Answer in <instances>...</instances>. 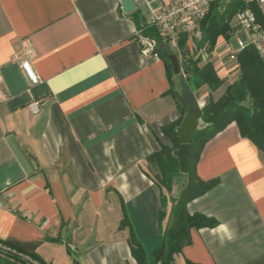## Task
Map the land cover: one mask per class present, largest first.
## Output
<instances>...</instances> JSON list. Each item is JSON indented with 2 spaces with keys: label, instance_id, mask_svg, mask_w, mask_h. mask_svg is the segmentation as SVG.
<instances>
[{
  "label": "crops",
  "instance_id": "1",
  "mask_svg": "<svg viewBox=\"0 0 264 264\" xmlns=\"http://www.w3.org/2000/svg\"><path fill=\"white\" fill-rule=\"evenodd\" d=\"M134 1L143 24L159 7ZM130 13L122 0H0V244L36 264H138L133 239L151 263L171 220L174 196L148 156L173 145L164 127L181 114L170 90L183 89L188 60L171 76ZM222 42L199 63L209 75L186 79L199 107L239 76ZM27 50L36 84L14 59ZM200 155L196 174L220 182L186 208L218 224L192 228L171 264H264V151L232 122Z\"/></svg>",
  "mask_w": 264,
  "mask_h": 264
},
{
  "label": "trees",
  "instance_id": "2",
  "mask_svg": "<svg viewBox=\"0 0 264 264\" xmlns=\"http://www.w3.org/2000/svg\"><path fill=\"white\" fill-rule=\"evenodd\" d=\"M222 1L217 0L214 2L207 16L200 22V28L205 37L204 41L209 47L207 49L209 52L215 49L220 36L229 39L239 29V27L231 26V18L238 10L247 6L242 0H227L222 8ZM251 7L254 9L258 21L264 23L263 14L257 5L251 4ZM130 14L144 34L156 37L162 45L168 44L163 41V36L160 35L157 28L147 23H142V18L137 10ZM189 37L190 35L187 32L180 33L178 37L180 51L187 52L186 43ZM202 47V44L196 46L198 50L197 57L187 59L188 65L184 67L185 72H187L186 79L193 77L205 79L209 75L207 72L212 69L209 63L205 67L199 66L202 59L200 55ZM158 52L167 62L166 65L169 67L170 75H175L171 61L168 58V55L173 52L161 49V47ZM235 62L239 70L238 78L225 88L226 91L220 98L214 99L211 96L207 104L202 107H199L196 103L195 86L193 87V84L189 83L191 82L190 80L187 82L183 78V89L180 92L173 89L170 90L181 114L175 124L164 127V131L172 138L173 145H163L160 150L150 154L148 159L156 164L159 170V175L155 178L156 182L165 188L171 196H174L170 212L171 220L162 230V244L153 248L151 252V263L142 244L135 239L132 240V253L138 264H171L176 254L182 252V247L191 243L192 237L190 233L192 228L200 229V227L205 226L213 228V226L218 224L214 217L207 216L201 212L191 214L186 208L189 201L204 194L220 182V177H214L211 180L202 179L196 174L194 168L201 157L200 154L204 147L212 138L230 123L236 122L241 135L252 140L261 151H264V59L255 44L249 43L238 51ZM194 107L200 108V115H198L199 126L191 142L188 155V171L184 173L178 155L180 142L177 139L175 129L181 124L189 110ZM183 175L186 176V179L182 182L179 192L175 191L176 180ZM167 206L168 200L164 196L163 209L160 211L161 220L167 215L164 210ZM32 257L40 259L37 255ZM186 261L187 264H199L190 260ZM0 264L36 263L28 256L18 252V250L0 244Z\"/></svg>",
  "mask_w": 264,
  "mask_h": 264
},
{
  "label": "built area",
  "instance_id": "3",
  "mask_svg": "<svg viewBox=\"0 0 264 264\" xmlns=\"http://www.w3.org/2000/svg\"><path fill=\"white\" fill-rule=\"evenodd\" d=\"M216 1L217 0H158L159 7L152 10L148 15L147 24L157 28L160 35L168 40L176 41L182 32H187L191 38H194L197 35V28L200 27V22L207 16L212 4ZM225 1L227 2V0ZM242 1L246 3L247 6L238 10L233 15L230 23L231 26L236 28L239 27V29L246 28L251 38L247 40L239 39V48H237V50L232 49V47L229 48V58L231 61L235 62L238 51L247 44L253 43L264 59V23L258 21L256 13L251 7V4L257 5L264 17V0ZM139 38L146 53L157 52L156 45L158 41L156 37L146 35L143 31H140ZM32 57L33 54L31 50H27L23 55H14V59L19 63L22 70L25 71L31 84H36L40 81V78L32 66ZM2 82L3 77L0 74V104L6 99L5 89L1 85ZM39 107L37 100L29 104V110L33 113H36Z\"/></svg>",
  "mask_w": 264,
  "mask_h": 264
},
{
  "label": "water",
  "instance_id": "4",
  "mask_svg": "<svg viewBox=\"0 0 264 264\" xmlns=\"http://www.w3.org/2000/svg\"><path fill=\"white\" fill-rule=\"evenodd\" d=\"M226 1L221 2L223 8ZM122 8L126 13L133 12L136 9V2L134 0H122ZM168 58L171 61L172 69L175 74L181 72L180 60L176 54H169ZM200 108H191L185 115L183 121L179 125L177 132V139L180 142L178 149V155L180 157L182 171L186 173L188 171V155L191 148V142L199 126Z\"/></svg>",
  "mask_w": 264,
  "mask_h": 264
},
{
  "label": "rangeland",
  "instance_id": "5",
  "mask_svg": "<svg viewBox=\"0 0 264 264\" xmlns=\"http://www.w3.org/2000/svg\"><path fill=\"white\" fill-rule=\"evenodd\" d=\"M233 17V16H232ZM232 19V18H231ZM200 27H198L197 28V35L193 38V42L192 41H190L189 43V48L190 47H192V48H194V49H196V46H198L199 44H202V49L200 50V55H201V57H206L207 58V55H206V49H208L209 47H207V44L205 43V41H204V34H203V32L201 31V28L199 29ZM225 38V41L226 42H222L221 44H223V45H226V47L224 48V52H227V51H229V48H231L232 47V49H234V50H237V48H239V39H243V40H247V39H250L251 38V35H250V33H249V31L246 29V28H241V29H237L230 37H229V40L226 38V37H224V36H220L219 37V39H221V38ZM163 38V41H165V42H167V43H169V45H172L170 42H174V41H172V40H168V39H165L164 37H162ZM228 40V41H227ZM157 41H158V44L156 45V51L158 52L159 51V49H160V47H161V49L163 48V49H167L168 51L170 50V51H172L173 52V54H176L178 57H179V59H180V62H181V60H183L184 61V63L185 62H187V59H189V58H193L194 56H196L197 57V52L198 51H195L194 52V56L192 55V51H187V52H182V51H178V49H177V47H176V45L174 44V49H176V51H174V50H172L169 46H165L164 44L162 45V43H159V40L157 39ZM226 43V44H225ZM197 44V45H196ZM229 46V47H228ZM188 50V49H187ZM171 54V53H170ZM156 165V164H155ZM157 170V172H159L158 171V169H156ZM185 177V175H183L182 177H179L177 180H176V189H177V191L179 192V190H180V187H181V184H182V182L184 181V178Z\"/></svg>",
  "mask_w": 264,
  "mask_h": 264
}]
</instances>
